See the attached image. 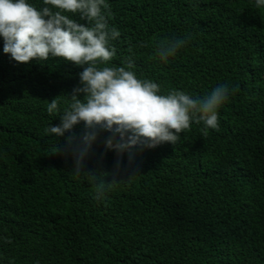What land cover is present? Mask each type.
Returning a JSON list of instances; mask_svg holds the SVG:
<instances>
[{
    "label": "trees",
    "instance_id": "16d2710c",
    "mask_svg": "<svg viewBox=\"0 0 264 264\" xmlns=\"http://www.w3.org/2000/svg\"><path fill=\"white\" fill-rule=\"evenodd\" d=\"M109 4V24L121 31L114 64L131 47L137 73L164 91L203 96L223 82L236 91L219 109V128L203 136L193 123L176 145L136 149L131 159L125 151L119 174L101 130L85 165L107 181L97 200L94 176L74 173L67 151L65 137L79 138L83 123L43 134L60 122L47 103L71 93L83 66L17 62L0 38V264H264V8L255 0ZM186 34L190 41L160 61L158 46Z\"/></svg>",
    "mask_w": 264,
    "mask_h": 264
},
{
    "label": "clouds",
    "instance_id": "9594fccd",
    "mask_svg": "<svg viewBox=\"0 0 264 264\" xmlns=\"http://www.w3.org/2000/svg\"><path fill=\"white\" fill-rule=\"evenodd\" d=\"M109 7V0H0L2 51L10 58L42 62L60 57L83 66L79 83L71 93L48 100L46 112L51 117L59 114L60 122L46 124L43 134L62 136L83 123L84 132L79 138L65 137L67 151L74 160V173L94 176L97 200L107 191V181L86 170L85 165L101 130L110 132L105 148L116 150L115 169L119 174V157L125 151L131 159L136 149L143 151L164 142L176 145L181 133L193 123L201 125L203 136L219 128V109L236 91L227 82L217 84L203 96L181 88L164 91L158 81L137 73L131 47L121 63L114 64L113 58L118 55L114 41L121 31L109 24ZM255 7L264 8V0H255ZM190 39L189 34L169 39L158 46L155 55L167 62Z\"/></svg>",
    "mask_w": 264,
    "mask_h": 264
}]
</instances>
